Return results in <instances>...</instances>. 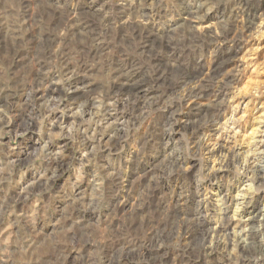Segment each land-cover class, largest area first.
<instances>
[{"label":"rangeland","instance_id":"rangeland-1","mask_svg":"<svg viewBox=\"0 0 264 264\" xmlns=\"http://www.w3.org/2000/svg\"><path fill=\"white\" fill-rule=\"evenodd\" d=\"M237 2L0 0V264H264V0Z\"/></svg>","mask_w":264,"mask_h":264},{"label":"bare ground","instance_id":"bare-ground-1","mask_svg":"<svg viewBox=\"0 0 264 264\" xmlns=\"http://www.w3.org/2000/svg\"><path fill=\"white\" fill-rule=\"evenodd\" d=\"M238 2V4H237V6H239L241 9L242 8H245V7H247L248 6V0H237ZM221 3V2H220ZM65 6V5H64ZM198 12V11H197ZM120 13V12H119ZM132 13V12H131ZM194 14H196V13H194ZM83 17V16H82ZM122 17V16H121ZM128 18V17H127ZM191 18H192V16H191ZM257 18H258V15H257V12H253L252 14H247L246 15V19H244V21H243V23L241 24V26H240V29L241 30H243V31H251L252 29H253V27H254V25H255V21L257 20ZM197 19V18H196ZM124 21V20H123ZM128 22V21H127ZM136 22V21H135ZM238 24H240L237 20H234V19H232V20H229V22L228 23H226L224 26L225 27H223V29L221 30V32L219 33V35H215L214 37H211V39L209 40V41H211V42H213V41H216V40H218V39H220V38H222V37H225V39H227L229 36H231V35H233L234 33H233V31H236V29L238 28ZM139 26V25H138ZM74 27V26H73ZM108 28V27H107ZM122 28V27H121ZM68 30V29H67ZM186 30V29H185ZM127 32V31H126ZM185 31H183V33H184ZM186 33V32H185ZM237 34V33H236ZM157 35V34H156ZM186 35V34H185ZM81 36V35H80ZM142 37V36H141ZM152 38L151 40L149 39V38ZM161 37V36H160ZM159 38V37H158ZM204 38V37H203ZM73 39V38H72ZM157 39V37H152V35L151 36H147V38H145V43H144V45H149V44H153L154 45V43H155V41H157L156 40ZM162 39V38H161ZM160 39V40H161ZM52 40V39H51ZM159 40V41H160ZM124 41V40H123ZM180 42V41H179ZM43 43V42H42ZM80 43V42H79ZM120 43V42H119ZM137 43V42H136ZM160 43H161V41H160ZM217 43H218V41H217ZM122 44V43H121ZM68 45V44H67ZM141 46L144 50L146 49V46ZM161 45V44H160ZM184 45V44H183ZM92 47V46H91ZM97 47V46H96ZM143 50V51H144ZM163 50V49H162ZM227 54V53H226ZM64 55V54H63ZM95 55H96V53H95ZM46 56V55H45ZM41 58V57H40ZM41 62V61H40ZM111 68V67H110ZM124 68V67H123ZM159 68V67H158ZM69 69V68H68ZM116 73V72H115ZM164 73V72H163ZM175 73V72H174ZM164 75V74H163ZM160 77V76H159ZM216 77L217 76H215V79H216ZM131 79V78H130ZM210 79H213L212 78V76H210L209 77V79L206 81V82H209L210 81ZM157 81V80H156ZM204 81V80H203ZM159 82V81H158ZM166 82V81H165ZM165 82H163V83H165ZM181 82V81H180ZM212 82H213V80H212ZM212 82H210V83H212ZM209 84V83H208ZM224 84V83H223ZM90 85V84H89ZM196 86V85H195ZM162 87V86H161ZM170 87V86H169ZM176 87V86H175ZM210 88V87H209ZM218 88V87H217ZM196 90H197V88L195 89L194 88V90H193V93L194 92H196ZM215 91V90H214ZM74 92V91H73ZM96 94V93H95ZM94 97V96H93ZM79 98V97H78ZM103 111V110H102ZM118 112V111H117ZM210 114V113H209ZM206 124V123H205ZM219 147V146H218ZM213 148V147H212ZM205 149V148H204ZM212 151V150H211ZM248 159V158H247ZM253 160V162H255L256 161V159H252ZM258 162V161H257ZM254 168L253 169H257V170H255L256 172H258L259 170H258V165H257V163L253 166ZM251 170V169H250ZM148 175V174H147ZM169 175V174H168ZM144 176V175H143ZM259 176H261V179H264V173H262V174H260ZM123 187V186H122ZM242 199H244V196H240L239 195V197H238V199L237 200H242ZM239 202V201H238ZM243 204V203H242ZM261 212V217H263L264 218V211H260ZM260 212H259V214H260ZM193 214V213H192ZM233 219V218H232ZM249 222H254L255 221V219L254 218H251L250 220H248ZM165 226V225H164ZM225 227V226H224ZM216 230V229H215ZM217 233V232H216ZM246 233V232H245ZM236 235V234H235ZM230 236V235H229ZM250 236V235H249ZM217 237V236H216ZM213 238H214V236H213ZM253 238V237H252ZM223 239H225V238H223ZM230 239V238H229ZM239 239V238H238ZM182 240V239H181ZM214 240V239H213ZM234 240V239H233ZM218 241V240H217ZM241 241V240H240ZM158 242V241H157ZM241 243V242H240ZM233 244V243H232ZM200 245V244H199ZM187 246V245H186ZM238 246V245H237ZM259 246V245H258ZM244 248V247H243Z\"/></svg>","mask_w":264,"mask_h":264}]
</instances>
